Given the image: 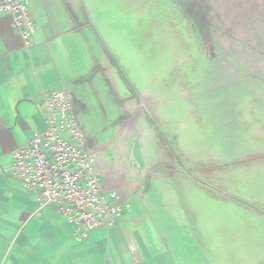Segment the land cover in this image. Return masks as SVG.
Instances as JSON below:
<instances>
[{
    "label": "rangeland",
    "instance_id": "374dc122",
    "mask_svg": "<svg viewBox=\"0 0 264 264\" xmlns=\"http://www.w3.org/2000/svg\"><path fill=\"white\" fill-rule=\"evenodd\" d=\"M84 4L88 121L132 161L133 224L184 264H264V0Z\"/></svg>",
    "mask_w": 264,
    "mask_h": 264
},
{
    "label": "crops",
    "instance_id": "0c3cea01",
    "mask_svg": "<svg viewBox=\"0 0 264 264\" xmlns=\"http://www.w3.org/2000/svg\"><path fill=\"white\" fill-rule=\"evenodd\" d=\"M84 2L29 0L37 24L30 49L13 17L0 13V264H184L161 242L147 240V226L133 224L138 213L127 208L112 228L77 243L72 226L54 208L40 210L36 195L10 172L15 151L46 126L45 94L67 90L106 189L125 203L134 195L132 161L115 144H99V127L88 121L90 97L99 119V84L85 85L99 81V37Z\"/></svg>",
    "mask_w": 264,
    "mask_h": 264
},
{
    "label": "built area",
    "instance_id": "2783aa9c",
    "mask_svg": "<svg viewBox=\"0 0 264 264\" xmlns=\"http://www.w3.org/2000/svg\"><path fill=\"white\" fill-rule=\"evenodd\" d=\"M0 13L13 17L25 48L33 46L37 24L29 0H0ZM46 126L14 153L10 172L36 195L39 209L54 208L72 226L77 243L101 228H112L128 207L106 189L96 158L80 125L73 95L67 90L45 94Z\"/></svg>",
    "mask_w": 264,
    "mask_h": 264
}]
</instances>
